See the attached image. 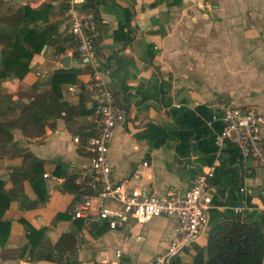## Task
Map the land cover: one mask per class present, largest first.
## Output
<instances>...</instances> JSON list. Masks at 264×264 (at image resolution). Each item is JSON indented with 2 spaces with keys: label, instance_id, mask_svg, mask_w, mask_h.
I'll return each instance as SVG.
<instances>
[{
  "label": "crops",
  "instance_id": "crops-1",
  "mask_svg": "<svg viewBox=\"0 0 264 264\" xmlns=\"http://www.w3.org/2000/svg\"><path fill=\"white\" fill-rule=\"evenodd\" d=\"M0 1L7 8L49 4L48 22L58 26V35L34 55L24 78L11 74L1 80L0 94L10 95L11 101L0 98V117L16 116L35 93L51 89L57 70H78L75 82L62 85L63 101L75 106L68 117L66 110L50 117L40 136L14 128L13 143L0 147V178L9 193L23 196L0 216L11 223L0 246V264H151L174 236L176 216H156L146 223L130 218L124 227L111 229L102 222L79 224L69 213L95 132L97 102L88 83L96 67L127 112L109 151L115 178L131 177V186L165 195L169 188L187 190L195 176L216 164L210 228L212 219L235 206L232 191L238 183L248 187L250 207L262 206L256 162H244L230 144L220 154L214 136L222 123L211 128L205 120L217 96L235 98L239 106H255L264 114V0H97L92 10L101 34L92 57L77 51L61 0ZM124 33L132 38L126 40ZM65 55L72 58L66 66ZM26 153L42 162L45 200L30 176L20 174L31 168ZM70 175L75 185L68 187ZM43 227L45 238L32 257L27 231ZM209 231L170 264H207ZM68 232L75 233L76 247L58 253L55 246ZM48 252L55 259L41 257Z\"/></svg>",
  "mask_w": 264,
  "mask_h": 264
},
{
  "label": "built area",
  "instance_id": "built-area-1",
  "mask_svg": "<svg viewBox=\"0 0 264 264\" xmlns=\"http://www.w3.org/2000/svg\"><path fill=\"white\" fill-rule=\"evenodd\" d=\"M65 5L68 29L81 56L92 57L100 37L95 12L85 8L86 0H61ZM88 87L95 91L97 119L95 132L88 140L89 163L80 178L81 190L73 199L69 213L84 225L102 222L111 229H119L133 218L146 223L156 216H176L177 225L168 246L157 253L151 264H170L185 248L196 242L211 228L212 209L216 188L212 184L216 164L194 177L185 191L169 188L159 195L146 186H131L130 178L113 176V164L109 151L118 127L126 119V109L117 101L108 87L103 73L95 68ZM213 114L206 119L211 128L219 121L222 128L215 131L216 150L221 154L227 144L235 146L242 160H254L262 175L260 194L262 206L250 207L248 187L242 186V201L233 206L236 212L244 213L256 208L264 212V114L255 106L242 107L235 98L217 96L211 103ZM79 142L80 138H74ZM148 165V162H144ZM139 178L140 174L135 173ZM210 232V231H209ZM117 250V255H121Z\"/></svg>",
  "mask_w": 264,
  "mask_h": 264
},
{
  "label": "trees",
  "instance_id": "trees-1",
  "mask_svg": "<svg viewBox=\"0 0 264 264\" xmlns=\"http://www.w3.org/2000/svg\"><path fill=\"white\" fill-rule=\"evenodd\" d=\"M98 4L97 0H88L84 7L96 10ZM52 12V7L49 4H43L37 8L25 5L20 8L9 6L6 12L0 15V85L1 80L11 74H15L19 79L24 78L30 71L34 55L41 52L58 35L57 24L48 22ZM124 37L128 41L132 38L126 33H124ZM58 51H63V49H58ZM77 74V69L62 68L57 70L51 79V89L35 93L29 102L21 106V110L16 116L8 118L2 114L0 117V147L13 143L14 128H20L26 136H40L45 132L50 117L60 115L64 110L67 111L68 117L69 113L75 110V106L63 101L62 85L75 82ZM1 97L3 98L1 101H11L10 95L2 96L0 94ZM179 124L181 128L185 127L181 121ZM24 157L31 159V168L20 174L30 176L40 199L45 200L48 195L42 178V162L32 153H26ZM74 179L75 175H70L67 178L66 186L75 185ZM240 187V183L233 187L232 192L237 199L233 205H237L241 201ZM20 197L23 196L9 193L5 188V181L0 178L1 217L5 214L11 201ZM249 205L253 206L251 197H249ZM221 216L220 219H212L213 224L208 238L209 258L207 264H263L264 212L253 208L251 211L246 210L242 213L236 212L231 207L222 212ZM77 222L82 224L81 220H77ZM10 225V221L0 219L1 247L6 243ZM45 232L44 227L27 231V237L32 246L30 248L32 257L34 249L38 248L45 238ZM75 247V233L68 232L60 237L55 249L58 253H64L73 251ZM41 257L55 259L52 252L43 254Z\"/></svg>",
  "mask_w": 264,
  "mask_h": 264
},
{
  "label": "water",
  "instance_id": "water-1",
  "mask_svg": "<svg viewBox=\"0 0 264 264\" xmlns=\"http://www.w3.org/2000/svg\"><path fill=\"white\" fill-rule=\"evenodd\" d=\"M0 59H1V51H0ZM63 60H64V63L63 64L66 66V65H68V63H70V61L72 60V58L69 55H65L63 57Z\"/></svg>",
  "mask_w": 264,
  "mask_h": 264
},
{
  "label": "rangeland",
  "instance_id": "rangeland-1",
  "mask_svg": "<svg viewBox=\"0 0 264 264\" xmlns=\"http://www.w3.org/2000/svg\"><path fill=\"white\" fill-rule=\"evenodd\" d=\"M1 3H2V2L0 1V5H2ZM6 9H7V4H6L4 7L1 6V7H0V15L3 14V12L6 11Z\"/></svg>",
  "mask_w": 264,
  "mask_h": 264
}]
</instances>
